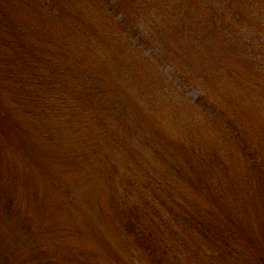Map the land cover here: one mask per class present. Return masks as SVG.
Masks as SVG:
<instances>
[{
    "label": "rangeland",
    "instance_id": "obj_1",
    "mask_svg": "<svg viewBox=\"0 0 264 264\" xmlns=\"http://www.w3.org/2000/svg\"><path fill=\"white\" fill-rule=\"evenodd\" d=\"M1 35L27 81L0 91V264H151L124 215L148 204L177 230L172 259L247 264L174 222L215 189L264 231V161L223 134L230 120L264 154V0H2ZM201 173L211 186L189 183Z\"/></svg>",
    "mask_w": 264,
    "mask_h": 264
},
{
    "label": "trees",
    "instance_id": "obj_2",
    "mask_svg": "<svg viewBox=\"0 0 264 264\" xmlns=\"http://www.w3.org/2000/svg\"><path fill=\"white\" fill-rule=\"evenodd\" d=\"M2 0H0L1 3ZM6 41L2 35L0 36V86H3V89H0V91H3L4 93H8L10 90L11 93H17L18 89L16 88L15 84H21L22 89H26V79L24 77L20 78H13L14 69L12 66H10L11 61V51L10 46L8 44L1 45L5 43ZM8 47V48H6ZM59 53V50L56 52ZM55 53V60L57 57V54ZM35 75V74H34ZM33 75V76H34ZM32 77V76H31ZM30 77V78H31ZM28 78V81L29 79ZM37 82L39 81V76L36 77ZM12 81V82H11ZM52 81H54V77H52ZM61 82V77H60ZM67 86L71 85V82L67 81L65 82ZM79 89L80 94H82L81 97H76L77 102L80 103H88V93L86 91V88L83 86H79L77 82H75ZM28 85V82H27ZM17 90H16V89ZM58 89V88H57ZM16 90V91H15ZM48 90H55L54 88L50 87ZM62 90V89H61ZM29 92V91H28ZM33 97H37L35 93H31ZM62 92L59 90V93L57 95V99H63V96L61 95ZM30 96V94H28ZM14 103L21 104V102L15 98L13 99ZM49 107L47 109L49 110H56L58 107V103L55 100V104H48V102H45ZM35 105H39L41 107H44L42 103H39L35 101ZM28 110L26 106L23 107V109ZM29 108L33 109L31 111H41L39 107L34 108L30 106ZM48 112V111H47ZM8 113L0 106V120H5L7 118ZM227 129L225 131L224 136H229V139H232L236 145L237 148H240L241 152L244 155V160L241 161L244 162L246 159H248V164L251 165V167H257L260 168V164L262 161H264V154L263 149L261 146H259V139L257 138V141L254 143L251 138H243V134L246 133L249 135L248 132H242L234 123L230 120L227 121ZM234 126V127H233ZM4 124L2 126V131H9V130H3ZM242 136V137H241ZM255 144V145H254ZM203 152L212 151L208 145H205V148L202 149ZM202 164L205 166H211L212 168L214 164L212 163L211 159H203ZM216 166V165H215ZM263 171V170H262ZM204 172V171H202ZM197 174V173H196ZM209 173L204 174L202 177V173L200 176H197L195 181L188 180L189 183L198 186H211L212 178L214 177L212 174L210 175V178H208ZM264 172L263 175H261V182L259 186H264ZM247 179V175H246ZM187 181V182H188ZM234 187V186H232ZM209 188V187H208ZM208 191L212 198L215 200V203H212L208 207H195L192 210L184 209L186 213L182 214L179 212V215L177 213L176 219L174 223H178L179 219L182 218V225L183 228L187 229V231L191 235H198L199 237L207 238L208 240L215 241V248L213 247V251L216 249L217 252L221 253L219 258H225L227 256L232 257H238V259L243 260L247 264H254V260L256 261V264H264V231L261 230V233L256 232V229L253 228L252 222L245 223V221H236V217L233 216L232 213L226 212L228 206L225 205V203L220 199V197L215 189H209ZM218 199V201H217ZM219 203L218 205L216 203ZM150 204L143 206L142 208H136L132 207L128 209L127 212L124 213L125 217L127 218V229L134 233L137 239V243L143 250L144 256L147 258L149 263L151 264H185L181 262V260L177 259L180 258L179 255L174 256V259H172V254L170 251L172 250L174 245L173 240H177L176 238V228L175 226H170L167 223V212L164 214L161 212L160 208H153ZM124 211H122L123 214ZM238 217V215H237ZM164 219V222H163ZM160 222L164 223L165 227L168 229L170 235H174V239H168L166 237L160 226ZM241 238L244 239V244L248 247V250L250 255H247L245 251H243L241 248H236L234 246H231L228 244V239L230 238ZM179 242H184V244L189 245L186 243V241L179 240ZM173 245V246H172ZM15 246H18L16 244ZM224 250V251H223ZM46 257V255H45ZM43 260L41 257L39 258ZM46 259H48L46 257ZM212 259V258H211ZM253 259V260H252ZM44 261V260H43ZM204 264H207L206 261H203Z\"/></svg>",
    "mask_w": 264,
    "mask_h": 264
}]
</instances>
